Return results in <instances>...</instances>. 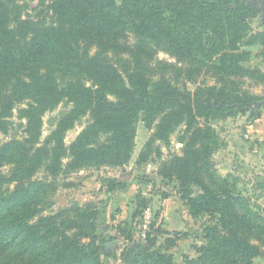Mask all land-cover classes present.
Wrapping results in <instances>:
<instances>
[{
  "label": "trees",
  "instance_id": "16d2710c",
  "mask_svg": "<svg viewBox=\"0 0 264 264\" xmlns=\"http://www.w3.org/2000/svg\"><path fill=\"white\" fill-rule=\"evenodd\" d=\"M51 1L47 23L23 19L18 0H0V129L17 104L28 106L24 138L0 144V256L8 255L0 264H177L169 251L178 233L159 228L136 240L122 229L129 244L118 256L98 235L94 204L46 213L60 178L129 164L140 121L152 134L136 163L159 158L157 143L176 136L182 152L162 160L158 175L176 182L193 217L210 220L206 242L182 264H254L264 255V209L218 173L212 121L258 98L243 78L264 84V72L248 65L264 46V31L251 27L255 8L242 0ZM127 33L135 42L123 40ZM159 49L183 65H154ZM62 102L71 109L43 138L41 116ZM83 117L88 125L67 144Z\"/></svg>",
  "mask_w": 264,
  "mask_h": 264
},
{
  "label": "rangeland",
  "instance_id": "374dc122",
  "mask_svg": "<svg viewBox=\"0 0 264 264\" xmlns=\"http://www.w3.org/2000/svg\"><path fill=\"white\" fill-rule=\"evenodd\" d=\"M242 1L250 3L257 11V16L251 21L252 29L264 31V0ZM17 3L23 19L47 23L54 20L51 0H18ZM123 40L135 42L131 33H127ZM159 63L183 65L177 57L163 49L156 52L153 64ZM248 65L258 67L264 72V46H255ZM209 82L212 83L213 80L209 79ZM187 85L195 87L193 82H188ZM242 86L258 98L247 107L238 108L236 114L212 121L220 143L213 160L221 176L228 178L253 205L264 209V84L247 77L243 78ZM71 107V103L62 102L41 116L43 138ZM27 108V102L15 106L6 119L7 129H0V144L24 138L28 119L23 110ZM88 123V117L78 121L65 135L67 144L73 142ZM151 134L145 122L140 121L137 124L134 155L125 166L88 168L60 178V185L50 197L46 213L94 204L99 212L98 235L105 241L108 251H116L118 256L129 244L121 235L122 229L132 232L136 240L144 239L147 233L159 228L171 235L178 233L177 245L169 252L173 254L177 264H182L184 256L195 257V246L206 242L203 223L210 220L208 216L193 217L181 199L176 182L158 175L162 160L182 152V144L176 136L172 138L170 145L157 143L162 151L159 158L141 165L136 163ZM8 169L9 167L3 168L5 172ZM35 178L50 179L44 172H39ZM144 202L147 205L145 207ZM165 237L166 235H160L158 244ZM6 256L8 255H1L0 261ZM109 261L120 264L112 257ZM254 264H264V255L256 258Z\"/></svg>",
  "mask_w": 264,
  "mask_h": 264
}]
</instances>
